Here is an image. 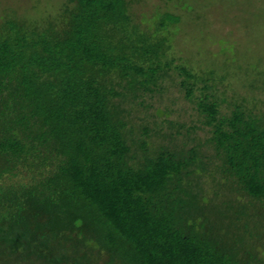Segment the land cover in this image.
Returning <instances> with one entry per match:
<instances>
[{
	"label": "trees",
	"instance_id": "trees-1",
	"mask_svg": "<svg viewBox=\"0 0 264 264\" xmlns=\"http://www.w3.org/2000/svg\"><path fill=\"white\" fill-rule=\"evenodd\" d=\"M50 1L0 27V264H264L261 56L197 0Z\"/></svg>",
	"mask_w": 264,
	"mask_h": 264
},
{
	"label": "rangeland",
	"instance_id": "rangeland-1",
	"mask_svg": "<svg viewBox=\"0 0 264 264\" xmlns=\"http://www.w3.org/2000/svg\"><path fill=\"white\" fill-rule=\"evenodd\" d=\"M61 1L63 0H55L57 3L55 4L56 10ZM49 2L52 1L0 0V27L6 19L25 17L23 20L27 24L39 21L42 16L47 15L52 10L51 8L48 10L47 5ZM197 2L207 5L203 9V13L211 28L217 29V31L215 30L217 34L214 36L215 40L227 38L229 43H237L236 49L241 54L246 51L250 56L256 54L264 60V0H197ZM150 3L152 5L153 3H160V0H150ZM146 10L150 11L152 7H147ZM218 11L221 12V15ZM221 16L222 18H220ZM227 31H230L232 35L226 37ZM189 46L195 48L194 44L187 47ZM201 46L206 45L202 44ZM207 47L211 50H218L221 44L215 41ZM183 48L185 49V47ZM187 55H190L189 52H187ZM247 77L251 79L254 74L248 73ZM237 81L238 91L244 92L246 90L243 85L244 79L241 83L239 79Z\"/></svg>",
	"mask_w": 264,
	"mask_h": 264
}]
</instances>
